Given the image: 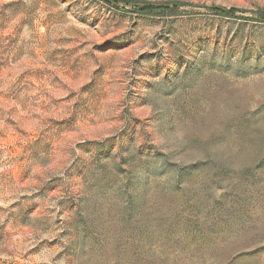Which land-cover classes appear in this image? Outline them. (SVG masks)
Here are the masks:
<instances>
[{"label": "rangeland", "instance_id": "obj_1", "mask_svg": "<svg viewBox=\"0 0 264 264\" xmlns=\"http://www.w3.org/2000/svg\"><path fill=\"white\" fill-rule=\"evenodd\" d=\"M0 264H264V0H0Z\"/></svg>", "mask_w": 264, "mask_h": 264}, {"label": "trees", "instance_id": "obj_2", "mask_svg": "<svg viewBox=\"0 0 264 264\" xmlns=\"http://www.w3.org/2000/svg\"><path fill=\"white\" fill-rule=\"evenodd\" d=\"M145 10H149V8L145 9Z\"/></svg>", "mask_w": 264, "mask_h": 264}]
</instances>
